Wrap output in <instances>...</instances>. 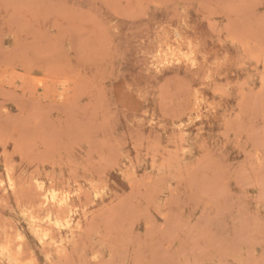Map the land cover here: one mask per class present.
Wrapping results in <instances>:
<instances>
[{"label": "rangeland", "instance_id": "obj_1", "mask_svg": "<svg viewBox=\"0 0 264 264\" xmlns=\"http://www.w3.org/2000/svg\"><path fill=\"white\" fill-rule=\"evenodd\" d=\"M3 241L0 264H264V0H0Z\"/></svg>", "mask_w": 264, "mask_h": 264}, {"label": "bare ground", "instance_id": "obj_2", "mask_svg": "<svg viewBox=\"0 0 264 264\" xmlns=\"http://www.w3.org/2000/svg\"><path fill=\"white\" fill-rule=\"evenodd\" d=\"M159 41V40H158ZM161 41V40H160ZM178 41V40H177ZM184 45V44H183ZM172 46V45H171ZM175 47H177V46H175ZM179 48V47H178ZM159 51H161L160 50V48H159ZM249 51V50H248ZM186 52L184 51V54H185ZM165 55H166V53H165ZM258 57V56H257ZM260 59V58H259ZM194 60V59H193ZM193 63V65L195 64V62H192ZM240 64V63H239ZM190 67V66H189ZM250 76V75H249ZM204 79V78H203ZM244 80V79H243ZM197 96H199V95H197ZM196 96V97H197ZM134 98V97H133ZM198 98V97H197ZM135 102V101H134ZM198 101H196V103H197ZM200 102V101H199ZM198 102V103H199ZM136 103V102H135ZM195 103V102H194ZM196 105V104H195ZM194 105V106H195ZM202 105V104H201ZM193 107V106H192ZM198 107V106H197ZM193 109H195V108H193ZM203 113V112H202ZM182 123V122H181ZM181 132V131H180ZM185 148V147H184ZM8 175V174H7ZM7 179H8V177H7ZM10 179H11V177H10ZM9 180V179H8ZM14 180V179H13ZM37 182V181H36ZM38 186H40L41 188H43L42 187V185L40 184V181L38 180ZM40 184V185H39ZM10 186V185H9ZM12 186H15V185H12ZM48 187V186H47ZM52 187V186H51ZM70 190V189H69ZM63 191V190H62ZM68 191V190H67ZM80 192V191H79ZM85 192V191H84ZM65 193V192H64ZM67 193V192H66ZM69 193V192H68ZM42 195H44V199H40V205H47V204H49V203H51V204H53V205H56V206H59V208H61V207H63V206H68L69 205V201H68V197H59L58 196V194L55 192V191H53V192H51V193H47L46 192V190L43 192V194ZM96 195V194H95ZM99 195V194H98ZM97 197V196H96ZM19 201V200H18ZM22 201V200H21ZM29 203V202H28ZM27 203V204H28ZM18 204V203H17ZM22 204H23V202H22ZM71 205V204H70ZM24 207H26V205L24 206ZM47 207V206H46ZM74 207V206H73ZM32 208H34L33 206H32ZM26 209V208H25ZM57 209V208H56ZM69 209V208H68ZM29 210V209H28ZM45 210L46 211H48L47 212V216H48V224L50 223V225H51V223L52 222H55L56 223V225L57 224H59V222H60V220H59V216H58V219L56 218L55 220L53 219V215H52V213L49 211V209L48 208H45ZM20 212H21V209L19 210ZM65 212V211H64ZM25 213H26V211H25ZM27 213H28V211H27ZM56 213H57V211H56ZM59 213V212H58ZM32 214V213H31ZM65 214V213H64ZM63 214V212H62V216H66V215H64ZM27 215V214H26ZM32 216H36V215H32ZM31 216V217H32ZM28 217H29V215H28ZM41 217V216H40ZM61 218V217H60ZM38 220H39V218H37ZM64 219V218H63ZM35 220V219H34ZM44 220H46V219H44ZM47 221V220H46ZM33 222V221H32ZM31 222V223H32ZM54 223V224H55ZM62 223V222H61ZM60 223V224H61ZM53 224V223H52ZM53 224V225H54ZM66 225L67 226H69V227H73V221L72 220H67L66 221ZM81 225V224H80ZM42 227V226H41ZM77 227V226H76ZM14 229V228H13ZM74 229H76V228H74ZM44 230H46V229H44ZM58 230V229H57ZM51 231V230H50ZM58 231H60V230H58ZM4 234V233H3ZM50 234H51V232H50ZM41 235H42V237L44 238V239H47L48 238V236H49V234H48V232H46V231H43L42 230V232H41ZM75 236V235H74ZM5 237V236H4ZM50 237H52L51 235H50ZM6 238V237H5ZM62 238V237H61ZM68 238V237H67ZM9 239H10V235H9ZM41 239V238H40ZM53 239V238H52ZM5 241V240H4ZM3 241V242H4ZM43 241V240H42ZM42 241L40 242V243H42ZM44 242V241H43ZM49 242H50V240H49ZM14 243V242H13ZM47 243V242H46ZM45 243V244H46ZM51 243V242H50ZM71 243V242H70ZM54 245V244H53ZM57 245V244H56ZM10 249H11V245H10V242L9 241H6V242H4L2 245H1V248H0V253H2V254H8L9 256L11 255V252H10ZM12 250V249H11ZM25 250V249H24ZM46 250H47V248H46ZM45 250V251H46ZM26 253V252H25ZM18 256V255H17ZM60 256V255H59ZM23 258V257H22ZM21 258V259H22ZM29 258V257H28ZM28 258H26V259H28ZM33 259H34V257H32ZM24 259V258H23ZM22 259V260H23ZM33 259H31V261H30V263L32 262V260ZM19 261V260H18ZM34 262V264H35V260H33ZM26 262V261H25ZM24 262V264H26ZM18 263V262H17ZM8 264V263H7ZM10 264V263H9ZM23 264V263H22ZM32 264V263H31Z\"/></svg>", "mask_w": 264, "mask_h": 264}]
</instances>
